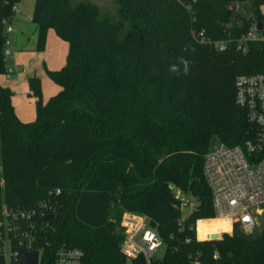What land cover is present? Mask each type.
Instances as JSON below:
<instances>
[{
  "label": "trees",
  "instance_id": "1",
  "mask_svg": "<svg viewBox=\"0 0 264 264\" xmlns=\"http://www.w3.org/2000/svg\"><path fill=\"white\" fill-rule=\"evenodd\" d=\"M110 1L116 16L90 1L36 0L37 51L54 30L69 53L63 69L48 72L61 90L46 104L40 80H30L31 123L18 119L13 93L0 86V205L54 208V220H38L47 264L62 246L81 250L85 264H128L126 213L158 226L165 251L151 264H264V218L258 231L235 226L218 241L200 242L194 229L206 220L202 239L230 230L207 223L215 215L204 158L214 140L236 146L252 138L235 83L264 74V30L246 53L238 46L264 21V0ZM19 3L0 0V75ZM236 5L250 10L240 24ZM218 42L227 49L218 51ZM171 186L197 203L184 220Z\"/></svg>",
  "mask_w": 264,
  "mask_h": 264
},
{
  "label": "built area",
  "instance_id": "2",
  "mask_svg": "<svg viewBox=\"0 0 264 264\" xmlns=\"http://www.w3.org/2000/svg\"><path fill=\"white\" fill-rule=\"evenodd\" d=\"M241 7L236 5L234 11L239 13ZM14 32L11 23L7 24V39L3 50L6 60L13 55L12 43L9 35ZM202 42H207L201 33ZM260 39L256 26L239 42L238 50L247 52L246 44ZM218 51H225L227 44L218 42L213 44ZM15 73L9 69L7 77ZM236 101L245 111L251 127L252 138L243 145L228 146L217 141L204 158V176L210 188L215 218L228 224L230 230L222 234L232 235L235 226L245 234H252L258 226V215L264 209V74L239 76L236 79ZM0 189L4 182L1 178ZM175 193L177 208L184 215H188L197 207V203L187 194L171 186ZM57 193H60L58 191ZM54 208L48 203L41 204L36 210L8 208L0 205V259L3 264H19L22 261V252H38V264L44 262L45 247H37L44 222L52 216ZM187 217V216H186ZM185 219V216L183 220ZM194 227L198 233V224ZM125 229V241L121 253L128 264L144 258L146 264L159 258L163 247L158 226L152 224L149 217L133 213H126L122 219ZM48 226V225H47ZM207 241H211L208 236ZM218 253L215 259H218ZM54 264H85L84 253L75 248L62 246L54 257ZM192 264H200L195 261Z\"/></svg>",
  "mask_w": 264,
  "mask_h": 264
},
{
  "label": "crops",
  "instance_id": "3",
  "mask_svg": "<svg viewBox=\"0 0 264 264\" xmlns=\"http://www.w3.org/2000/svg\"><path fill=\"white\" fill-rule=\"evenodd\" d=\"M18 6L19 4L16 6L14 19L19 15V26L8 36L14 53L11 59L6 61V69H12L15 73L10 78L6 74L0 75V86L13 93L12 105L18 119L23 123H31L37 118V99L31 95L30 80H40L42 101L45 104L59 93L61 88L49 78L48 72L60 71L65 67L69 44L61 40L54 30H50L45 50L37 51V26L34 22L29 24L28 18L21 16ZM261 12L264 16V7Z\"/></svg>",
  "mask_w": 264,
  "mask_h": 264
},
{
  "label": "rangeland",
  "instance_id": "4",
  "mask_svg": "<svg viewBox=\"0 0 264 264\" xmlns=\"http://www.w3.org/2000/svg\"><path fill=\"white\" fill-rule=\"evenodd\" d=\"M84 1H90L96 5H98V7L101 10L102 15H109V16H116L117 15V7L116 5L110 1V0H105V1H100V0H84ZM35 7H36V0H20L19 6H18V10L21 11V16L23 18H28V22L29 24H32L33 22V17H34V13H35ZM18 13V11H17ZM18 16L13 20L12 22V26L14 27V29L16 30L19 26L18 23ZM250 17V10L248 7H242V9L240 10V15L239 18H236V20L233 21V24H240L243 20H248ZM261 37V36H260ZM58 93V92H57ZM56 93V94H57ZM55 94V95H56ZM184 216H188V212L184 214ZM263 218H264V209H262V212L260 215H258V226L256 231H258V229L260 227H262L263 225ZM222 224L218 223V222H213L212 223V228L221 226ZM204 228H206V226H203ZM224 233V232H222ZM220 234V239L223 238V236L225 234ZM196 238L198 241L200 242H205L207 241V239H202L199 236V232L196 233ZM165 251V246H163L160 250L159 256L162 257Z\"/></svg>",
  "mask_w": 264,
  "mask_h": 264
},
{
  "label": "water",
  "instance_id": "5",
  "mask_svg": "<svg viewBox=\"0 0 264 264\" xmlns=\"http://www.w3.org/2000/svg\"><path fill=\"white\" fill-rule=\"evenodd\" d=\"M257 31L262 32L264 30V23L263 21H259L256 25ZM217 140H214L212 142V145H216ZM50 220H54L55 216H50ZM220 240L219 235H213L211 236V241H218ZM22 261L19 264H38V258H39V253L38 252H33V253H27V252H22Z\"/></svg>",
  "mask_w": 264,
  "mask_h": 264
},
{
  "label": "bare ground",
  "instance_id": "6",
  "mask_svg": "<svg viewBox=\"0 0 264 264\" xmlns=\"http://www.w3.org/2000/svg\"><path fill=\"white\" fill-rule=\"evenodd\" d=\"M213 222H218V223H220V224H222V225H228V224L224 223V222L221 221V220H209V221H207V223H208L209 225H212Z\"/></svg>",
  "mask_w": 264,
  "mask_h": 264
}]
</instances>
